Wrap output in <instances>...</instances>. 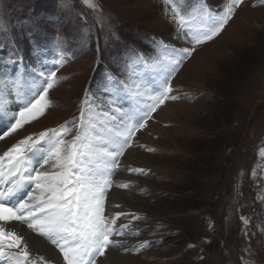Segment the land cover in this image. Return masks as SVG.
Listing matches in <instances>:
<instances>
[{
    "label": "rangeland",
    "instance_id": "rangeland-1",
    "mask_svg": "<svg viewBox=\"0 0 264 264\" xmlns=\"http://www.w3.org/2000/svg\"><path fill=\"white\" fill-rule=\"evenodd\" d=\"M95 2L98 10L83 0H0L6 29L0 30V80L10 82L17 73L39 79V72L54 70L58 77L49 91L50 108L6 137L10 145L78 120L85 90V107L91 108L86 119L118 117L113 106L124 111L130 101L120 92L112 103L106 80H124L135 71L148 82L155 57L166 55L156 44L174 47L170 37L177 25L166 14L165 0ZM202 3L220 12L226 0ZM182 40L178 48L191 47ZM211 41L196 46L172 80L180 96L174 120H156L167 132L157 126L149 131L155 146L132 147L141 151L134 160L145 173H133L127 188L130 205L140 212L126 213L140 219L119 238L130 249L149 243L139 252L122 250L129 264H264V4L244 0ZM134 52L140 67L129 63ZM17 57L22 59L12 63ZM12 94L11 110L18 112L22 106ZM125 171L121 167L114 177Z\"/></svg>",
    "mask_w": 264,
    "mask_h": 264
},
{
    "label": "snow or ice",
    "instance_id": "snow-or-ice-1",
    "mask_svg": "<svg viewBox=\"0 0 264 264\" xmlns=\"http://www.w3.org/2000/svg\"><path fill=\"white\" fill-rule=\"evenodd\" d=\"M83 3L99 9L95 0ZM243 3L244 0H226L220 12H212L202 0H165L166 14L191 47L177 49L164 42L156 44L166 55L156 56L153 61L158 79L148 102H144L143 84L137 72L126 73L124 80L109 78L105 89L112 90V103L120 92L134 102L126 112L120 107L114 109L120 113L119 119L112 114L95 122L90 117L86 119V111L91 112V108L85 107L90 103V94L85 90L78 120L74 117L58 128L26 136L0 154V256L7 257L9 264H50L43 256L30 259L25 236L6 228L11 222L25 225L55 245L64 264H97L110 248L120 247L127 253L139 252L148 245L143 241L130 249L116 238L125 236L132 220L140 217L123 211L106 214L110 189L130 187L129 182L116 183L113 176L121 168V158L134 146L137 133L148 129L149 121L167 102L180 99L173 94L172 80L196 46L218 37ZM258 3L264 4V0ZM0 30L6 31L2 25ZM57 40L59 47L62 38ZM19 59L22 58L12 59V63ZM138 60L140 54L134 52L129 63L140 67L142 61L137 64ZM37 75L39 79L17 73L10 82L0 80V119L5 121L6 129L0 133V141L42 117L50 108L49 91L58 83L57 71ZM11 92L16 100L23 101L18 112L11 110ZM73 130L76 135L65 139ZM128 171L145 173V169L135 167ZM129 216L132 219L127 223L117 224L120 218L127 220Z\"/></svg>",
    "mask_w": 264,
    "mask_h": 264
},
{
    "label": "bare ground",
    "instance_id": "bare-ground-1",
    "mask_svg": "<svg viewBox=\"0 0 264 264\" xmlns=\"http://www.w3.org/2000/svg\"><path fill=\"white\" fill-rule=\"evenodd\" d=\"M170 38H171L170 41H171L172 46L174 47L176 46V48L180 47L181 43H184V40H182L181 34L179 32H177L175 36H172ZM142 84H143L144 98L146 99L148 96L151 95V93H153V90L152 91L149 90L148 85L146 86L144 83ZM144 102H148V101H144ZM175 103L176 102L174 101L167 102L165 106H162V108L158 110L157 113L154 114V118H153L154 122L151 121L149 123L147 130L142 131L141 133H138L137 135L138 140L136 139L135 144L138 142H141V143H146V144L149 143L152 146L156 145V141L149 135V131L155 130V128L158 126L157 128L159 131L167 132L165 128H163L161 125H158L156 123V120L160 118L162 120L164 119V121H170V120L173 121L174 118L171 119V116L173 113H175V109H174ZM10 105H13V104L10 103ZM113 107H114L113 109L117 108L116 106H113ZM105 114L106 113H103L102 116H104ZM119 116L120 115H118L117 119H119ZM10 144H11L10 141H5V140L0 141V154L6 151ZM140 152H141L140 150H135L134 148H130L126 152L123 159L121 160V167L123 171L124 169L126 171L124 173L117 174V176L115 177L113 176V180L116 183H121V182L130 183L132 182V180H135L133 173L128 171V169L133 166L136 168H139V166H142L141 164H138L134 160L135 157H137L138 155L140 156ZM127 193H128L127 188L123 189V188H118L114 186L112 189H110L108 199H107L108 202L106 204V209H105L106 214L109 211L114 213L118 211L128 212L131 210L133 211L135 210V212L139 214L140 210L137 207L130 205V202H129L130 198L127 196ZM111 205L114 207L116 205H119V206L122 205V208L118 209L117 207H115V209H113ZM117 224H119V221H117ZM6 228L8 230L18 231L19 233L25 236V241L28 243V246H29L30 259H35L36 257L43 256L44 261H48L50 262V264H64L63 259H62V254H60L58 249L55 247V245L51 244L46 238L27 229L25 225H20L18 222L8 223L6 225ZM116 238L120 239L119 237H116ZM101 261H103V264H129L130 260H129L128 255H125L124 252H122V248L121 249L110 248L109 251L106 253V256L101 257L97 261V264H100ZM38 264H44V262H38Z\"/></svg>",
    "mask_w": 264,
    "mask_h": 264
},
{
    "label": "water",
    "instance_id": "water-1",
    "mask_svg": "<svg viewBox=\"0 0 264 264\" xmlns=\"http://www.w3.org/2000/svg\"><path fill=\"white\" fill-rule=\"evenodd\" d=\"M242 151H243V150H242ZM239 163H240V160H239L238 164H239ZM238 164H237V165H238ZM222 203H225V200H224Z\"/></svg>",
    "mask_w": 264,
    "mask_h": 264
}]
</instances>
